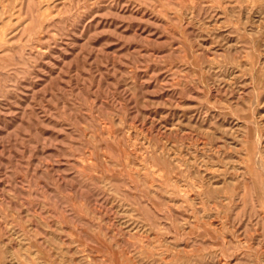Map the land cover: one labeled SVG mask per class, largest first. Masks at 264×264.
<instances>
[{"label":"rangeland","instance_id":"rangeland-1","mask_svg":"<svg viewBox=\"0 0 264 264\" xmlns=\"http://www.w3.org/2000/svg\"><path fill=\"white\" fill-rule=\"evenodd\" d=\"M0 264H264V0H0Z\"/></svg>","mask_w":264,"mask_h":264}]
</instances>
